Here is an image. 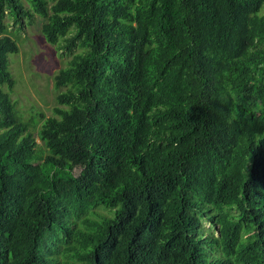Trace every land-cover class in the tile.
Masks as SVG:
<instances>
[{
	"label": "trees",
	"instance_id": "1",
	"mask_svg": "<svg viewBox=\"0 0 264 264\" xmlns=\"http://www.w3.org/2000/svg\"><path fill=\"white\" fill-rule=\"evenodd\" d=\"M28 12L78 49L38 129ZM0 264H264V0H0Z\"/></svg>",
	"mask_w": 264,
	"mask_h": 264
},
{
	"label": "rangeland",
	"instance_id": "2",
	"mask_svg": "<svg viewBox=\"0 0 264 264\" xmlns=\"http://www.w3.org/2000/svg\"><path fill=\"white\" fill-rule=\"evenodd\" d=\"M23 2L30 11L27 3ZM42 22L43 19L33 13L17 21L9 14L5 16L8 35L19 46L17 54H8V69L15 81L10 98L21 117L25 121H35L37 129L44 119L54 116L56 96L64 91L54 90L52 77L59 69L67 67L72 53L78 51L75 48L69 53L60 49L64 45L62 40L55 45L45 41L40 32ZM31 132L35 134L36 128H32ZM36 141L40 144L37 138ZM98 212L103 213V210Z\"/></svg>",
	"mask_w": 264,
	"mask_h": 264
},
{
	"label": "clouds",
	"instance_id": "3",
	"mask_svg": "<svg viewBox=\"0 0 264 264\" xmlns=\"http://www.w3.org/2000/svg\"><path fill=\"white\" fill-rule=\"evenodd\" d=\"M207 225H209V224H207Z\"/></svg>",
	"mask_w": 264,
	"mask_h": 264
}]
</instances>
